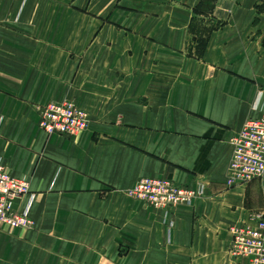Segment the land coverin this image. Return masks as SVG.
I'll return each instance as SVG.
<instances>
[{"label": "crops", "instance_id": "crops-1", "mask_svg": "<svg viewBox=\"0 0 264 264\" xmlns=\"http://www.w3.org/2000/svg\"><path fill=\"white\" fill-rule=\"evenodd\" d=\"M62 101L77 136L39 128ZM262 114L264 0H0V163L34 195L0 264H246L231 229L264 217V174L228 186L230 140ZM142 178L205 194L155 211L127 194Z\"/></svg>", "mask_w": 264, "mask_h": 264}, {"label": "built area", "instance_id": "built-area-1", "mask_svg": "<svg viewBox=\"0 0 264 264\" xmlns=\"http://www.w3.org/2000/svg\"><path fill=\"white\" fill-rule=\"evenodd\" d=\"M39 128L47 136L74 137L88 125V115L71 101L49 102L38 109ZM228 186L247 185L264 174V114L247 119L231 138ZM128 196L155 211L169 212L190 206L205 194L204 186L177 185L169 179L142 178ZM34 201L26 179L11 175L0 163V226L29 229ZM228 246L231 257L246 264H264V217L253 215L249 223L233 227Z\"/></svg>", "mask_w": 264, "mask_h": 264}, {"label": "trees", "instance_id": "trees-1", "mask_svg": "<svg viewBox=\"0 0 264 264\" xmlns=\"http://www.w3.org/2000/svg\"><path fill=\"white\" fill-rule=\"evenodd\" d=\"M195 20H193L189 26L190 28V32L192 34H195L197 35L198 39H197V42H196V46L194 48V55L198 58H200L203 54V51H204V48H205V43H206V39L204 40L203 39V36L208 34L212 31V27H209V28H206V27H202L200 28L199 26H195L193 23H194ZM206 36V38H207ZM191 53V50L189 51Z\"/></svg>", "mask_w": 264, "mask_h": 264}, {"label": "rangeland", "instance_id": "rangeland-1", "mask_svg": "<svg viewBox=\"0 0 264 264\" xmlns=\"http://www.w3.org/2000/svg\"><path fill=\"white\" fill-rule=\"evenodd\" d=\"M206 36H207V34L203 36V39H204V40L206 39Z\"/></svg>", "mask_w": 264, "mask_h": 264}]
</instances>
